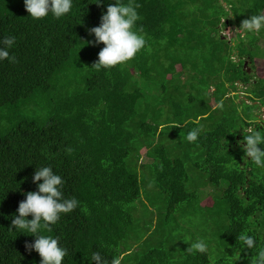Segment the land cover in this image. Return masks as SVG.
I'll return each instance as SVG.
<instances>
[{"label":"trees","instance_id":"trees-1","mask_svg":"<svg viewBox=\"0 0 264 264\" xmlns=\"http://www.w3.org/2000/svg\"><path fill=\"white\" fill-rule=\"evenodd\" d=\"M245 24L259 27L221 34ZM118 26L130 36L116 49L110 37L86 41ZM262 38L264 0H0V109L12 111L0 117V264H122L143 149L165 202L155 230L188 224L185 210L200 200L187 185L192 165L227 186L212 206L222 207L212 253L193 246L173 262L174 250L147 248L148 237L129 264H264V77L253 81L248 66ZM195 54L214 72L217 105L202 91L181 120L154 124L164 102L144 105L143 83L162 75L177 106L176 75L196 69ZM240 83L241 115L218 116Z\"/></svg>","mask_w":264,"mask_h":264},{"label":"rangeland","instance_id":"rangeland-1","mask_svg":"<svg viewBox=\"0 0 264 264\" xmlns=\"http://www.w3.org/2000/svg\"><path fill=\"white\" fill-rule=\"evenodd\" d=\"M128 27L118 26L110 29H91L86 41L90 39L92 42L93 38H95V42V40H98L101 35L110 37L112 39V45H116V47L113 46L112 48L116 49L118 42H127L130 36V29ZM228 27H223L221 34L224 37L226 36L228 39H230L235 38L236 33H241L242 36H246L248 28L257 30L259 26L257 24H245L242 27L238 25H233L230 28ZM263 45L264 38L259 41V46L263 47ZM195 59L198 62L195 64L196 69L194 68V70H192L191 68H189L183 74L176 75L177 78L178 76L180 78L177 106L173 102L168 100L165 94L162 95L160 86L164 82V79H166L162 75L157 74V78L152 82L148 83L149 81H145L143 83L144 91L146 87L148 90V100H144V105L151 102L156 103L160 101L161 98L164 102L157 106L156 109L152 110V112L155 111L157 113V115H153L156 117L155 119L151 117L154 124H167L169 126L171 123L181 120L179 118H182L181 115L183 114L184 109L188 106L189 103L195 105L192 106V109H194L196 106H199L198 104H196L197 100L195 97L196 95H198L200 98H204L205 95L199 94L202 91L207 92V100H209L211 96L210 101L213 106L217 105V103L214 101V98H212V86H215V84L217 83L216 78L213 76L214 72L211 71V67H209V65H206L204 61H201V55L197 59V54H195ZM234 59L238 60L237 56H235ZM248 66L249 72L253 74V81L264 77V53L258 54L255 60L254 68L250 67V63H248ZM67 76H65V78H67ZM168 85H170V83ZM246 88L247 86L240 83L238 85V91L232 92V95H237L238 93L239 98L234 96L226 98L225 101L220 105L221 110L216 111L217 115L219 116L225 113L230 114V109L235 112L237 110L238 114L241 115L242 110L240 102L249 95L248 92H246ZM182 96L187 97V99L191 98V100L186 102L184 100V97L182 98ZM174 98L175 96H173V99ZM247 102L251 103L252 101L247 100ZM11 112L12 111L8 108H1L0 117L8 118ZM256 112L260 116L259 122L264 124V107L257 108ZM6 124V119L0 120V130H2ZM251 128L252 127H250L249 130H251ZM180 150L182 149L178 147L175 153ZM191 156L193 157V161L195 159V155ZM152 164L153 161L152 158L147 154V149H143L142 159L140 161L138 170L146 182L145 184L142 183L141 198L134 205H132L135 207L134 214L136 216L137 227L134 229L131 236L122 243V246L124 248L132 252L131 255H126L125 258H123L124 260L122 264H129L130 262L134 261L133 254L136 251L140 250L148 237H150V243L147 248L151 246L161 245L165 242L166 246L171 248L172 251L174 250V258L176 259L173 260V262L180 258V251L182 249L193 248V246H205L212 253L213 248L217 245V241L214 240V232L217 227L216 221L220 217L218 215L219 210L222 208H218V205H216L215 207L212 206L215 202V194L220 191L219 189H222L221 187L225 188L227 186V183L222 182L221 187L219 186L218 188H216V186L212 185L205 177L206 172L201 170L202 167L197 168L191 164L192 166L189 169V177H191V179L189 180L187 185L190 190L198 191L200 200L198 203H194L191 207L185 210L186 214L184 216L186 217V219L184 220L187 221L188 224L184 227L179 224V221H177V219L172 221L174 225L179 226V228L175 231L170 232L168 230V226L164 225V222L162 225L160 223L159 228L155 230L154 228L159 222L158 215L160 209H163L165 211V202L162 199L160 189L155 184ZM203 173H205V175ZM145 186H147V190H145Z\"/></svg>","mask_w":264,"mask_h":264}]
</instances>
